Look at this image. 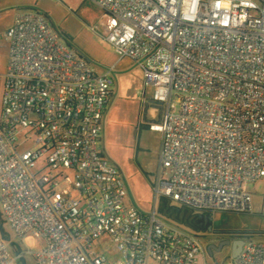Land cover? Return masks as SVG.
<instances>
[{"label": "built area", "instance_id": "1", "mask_svg": "<svg viewBox=\"0 0 264 264\" xmlns=\"http://www.w3.org/2000/svg\"><path fill=\"white\" fill-rule=\"evenodd\" d=\"M87 1L101 12L92 30L138 63L163 107L150 124L161 135L157 197L205 214L254 213L247 185L264 179V0ZM7 39L0 210L13 236L41 239L28 252L36 263L209 264L201 237L127 201L125 176L101 146L114 68L95 71L37 10L16 14ZM22 258L0 231V264ZM229 264H264V241L247 240Z\"/></svg>", "mask_w": 264, "mask_h": 264}, {"label": "rangeland", "instance_id": "2", "mask_svg": "<svg viewBox=\"0 0 264 264\" xmlns=\"http://www.w3.org/2000/svg\"><path fill=\"white\" fill-rule=\"evenodd\" d=\"M30 10L45 14L50 24L68 36L72 47L88 60L95 71L104 73L114 68L116 97L109 111L101 146L107 152L108 161L125 176L129 189L127 201L144 213L154 210L159 213L161 197H157L155 187L159 173L161 135L150 130H143L139 134L140 122L150 125L157 122L160 116L159 108L151 103L153 87L146 85L144 72L135 60H120L116 52L104 42L102 29L99 30L100 34L92 30L95 24L102 26V20L98 8L87 0H0V116L3 75L9 59L7 31L17 13ZM247 186L253 193L254 213L213 214L212 225L223 234L236 236L243 232L264 231V215L261 213L264 179ZM4 227L20 246L25 264H37L28 252L39 250L41 239L34 235L16 238L7 223ZM107 239L105 237L102 241ZM252 240L264 241V236H254ZM112 249L110 246L103 250L110 256L113 254ZM229 253L230 250L223 251L218 259L224 261L228 258L226 262L229 264Z\"/></svg>", "mask_w": 264, "mask_h": 264}, {"label": "trees", "instance_id": "3", "mask_svg": "<svg viewBox=\"0 0 264 264\" xmlns=\"http://www.w3.org/2000/svg\"><path fill=\"white\" fill-rule=\"evenodd\" d=\"M58 32L64 38V40L71 45L68 36L63 32ZM80 55L83 56L81 53ZM143 130H150V125L140 122L139 134ZM158 215L166 221L171 222L172 224H175L198 237H201V233L209 232V227L212 226V214L201 213L193 208L187 207L185 205H180L179 203L174 202L166 197H161V205L159 207ZM205 218H209L208 223L205 222ZM5 224L6 222L0 210V229L4 233V239L10 244V250L12 251V253L18 254V251L22 253L20 246L11 238L10 233L5 230ZM254 236H264V231H251L245 233L243 232L238 233L236 234V236L233 237H241L244 238L245 241H247L253 239ZM23 264H25V261Z\"/></svg>", "mask_w": 264, "mask_h": 264}, {"label": "flooded vegetation", "instance_id": "4", "mask_svg": "<svg viewBox=\"0 0 264 264\" xmlns=\"http://www.w3.org/2000/svg\"><path fill=\"white\" fill-rule=\"evenodd\" d=\"M201 238L204 241L203 243L205 247L207 261L210 264H215V262H221V260L218 259V255L225 250H230L228 256L230 257L233 249V243L235 241H245V239L241 237L239 238L223 234L222 231L218 230L216 227H213V225L211 231L209 230V232L201 233ZM226 241H230V243L225 244L222 248H220V244Z\"/></svg>", "mask_w": 264, "mask_h": 264}, {"label": "water", "instance_id": "5", "mask_svg": "<svg viewBox=\"0 0 264 264\" xmlns=\"http://www.w3.org/2000/svg\"><path fill=\"white\" fill-rule=\"evenodd\" d=\"M80 54V52H78ZM152 104H154L157 108H159L160 110V115L162 113V110H163V107L161 104H158L156 103L154 100L151 101ZM157 122H160V116H159V119ZM205 222L207 223L208 222V218H205ZM209 230L211 231L212 230V226L209 227ZM1 231V229H0ZM2 235L4 234L2 231H1ZM246 241H243V240H239V241H235L233 243V249H232V253L229 257L230 260H233L234 258L237 257V255L240 253V251L242 250V247L243 245L245 244ZM230 241H226V242H223L220 244V248H222L225 244H229ZM217 250H220V249H217ZM20 251H18L19 253ZM228 259V258H227ZM225 259L224 261H221V262H215V264H225L226 263V260ZM24 258L21 259V262L24 263Z\"/></svg>", "mask_w": 264, "mask_h": 264}, {"label": "crops", "instance_id": "6", "mask_svg": "<svg viewBox=\"0 0 264 264\" xmlns=\"http://www.w3.org/2000/svg\"><path fill=\"white\" fill-rule=\"evenodd\" d=\"M99 12H100V11H99ZM17 14H18V13H17ZM100 14H101V12H100ZM95 25H96V24H95ZM116 87H117V86H116ZM116 89H117V88H115L114 99H115V97H116ZM114 99H113V100H114ZM113 102H114V101H113ZM109 111H110V110H109ZM108 115H109V113H108ZM103 132H104V131H103ZM151 132H152V131H151ZM154 133H156V132H154ZM102 136H103V133H102ZM129 203H130V202H129ZM209 264H210V263H209Z\"/></svg>", "mask_w": 264, "mask_h": 264}]
</instances>
